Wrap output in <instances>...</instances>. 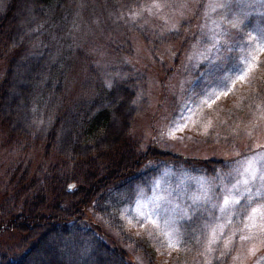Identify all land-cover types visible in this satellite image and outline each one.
I'll return each instance as SVG.
<instances>
[{
    "label": "rangeland",
    "instance_id": "obj_1",
    "mask_svg": "<svg viewBox=\"0 0 264 264\" xmlns=\"http://www.w3.org/2000/svg\"><path fill=\"white\" fill-rule=\"evenodd\" d=\"M92 2L79 3L59 32L134 91L127 137L138 153L155 147L223 162L211 170L150 163L157 172L134 187L119 218L126 234L149 241L152 261L102 215L85 224L132 264H264V86H256L264 78V0ZM30 32L26 51L35 47ZM8 54L0 51V80ZM251 89L262 96L241 110ZM11 128L0 119L1 208L20 207L61 167L55 152Z\"/></svg>",
    "mask_w": 264,
    "mask_h": 264
},
{
    "label": "trees",
    "instance_id": "obj_2",
    "mask_svg": "<svg viewBox=\"0 0 264 264\" xmlns=\"http://www.w3.org/2000/svg\"><path fill=\"white\" fill-rule=\"evenodd\" d=\"M83 1L7 0L0 5V51L9 52L0 80V119L19 135L35 138L46 154L55 152L61 163L50 168L47 187L28 193L20 207L15 202L0 207V239L11 234L7 239L15 244L9 249L0 242V264H132L86 225L93 223L88 215L94 214L152 261L149 241L126 234L119 218L120 208L133 200L134 187L157 172L150 163L172 161L211 170L223 162L155 147L138 153L127 137L134 91L125 80L108 78L91 56L69 45L59 32ZM30 30L35 47L26 51L23 40ZM73 81L78 82L75 91ZM259 85L264 86V78H258ZM247 94L241 110L262 96L253 89Z\"/></svg>",
    "mask_w": 264,
    "mask_h": 264
},
{
    "label": "water",
    "instance_id": "obj_3",
    "mask_svg": "<svg viewBox=\"0 0 264 264\" xmlns=\"http://www.w3.org/2000/svg\"><path fill=\"white\" fill-rule=\"evenodd\" d=\"M72 186V184H70L69 186H68V188H70Z\"/></svg>",
    "mask_w": 264,
    "mask_h": 264
}]
</instances>
